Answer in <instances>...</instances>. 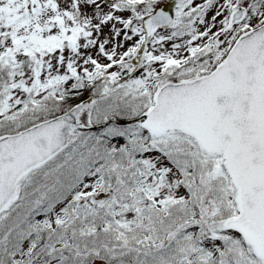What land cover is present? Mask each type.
<instances>
[{"label":"snow or ice","instance_id":"obj_1","mask_svg":"<svg viewBox=\"0 0 264 264\" xmlns=\"http://www.w3.org/2000/svg\"><path fill=\"white\" fill-rule=\"evenodd\" d=\"M0 264H264V0H0Z\"/></svg>","mask_w":264,"mask_h":264},{"label":"rangeland","instance_id":"obj_2","mask_svg":"<svg viewBox=\"0 0 264 264\" xmlns=\"http://www.w3.org/2000/svg\"><path fill=\"white\" fill-rule=\"evenodd\" d=\"M105 31H107V29Z\"/></svg>","mask_w":264,"mask_h":264}]
</instances>
